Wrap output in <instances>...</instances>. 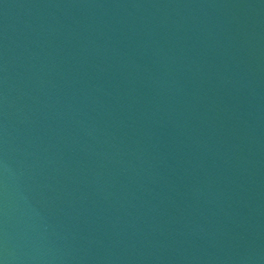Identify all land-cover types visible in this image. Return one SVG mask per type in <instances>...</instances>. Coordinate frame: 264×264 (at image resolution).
Instances as JSON below:
<instances>
[{"label":"water","instance_id":"1","mask_svg":"<svg viewBox=\"0 0 264 264\" xmlns=\"http://www.w3.org/2000/svg\"><path fill=\"white\" fill-rule=\"evenodd\" d=\"M0 264H264V0H0Z\"/></svg>","mask_w":264,"mask_h":264}]
</instances>
